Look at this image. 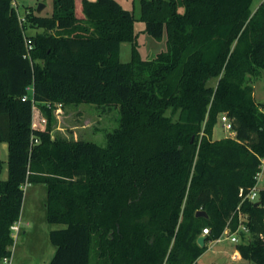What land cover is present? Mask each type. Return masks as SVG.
I'll list each match as a JSON object with an SVG mask.
<instances>
[{"label": "trees", "instance_id": "16d2710c", "mask_svg": "<svg viewBox=\"0 0 264 264\" xmlns=\"http://www.w3.org/2000/svg\"><path fill=\"white\" fill-rule=\"evenodd\" d=\"M255 1L141 0L145 32L168 42L144 60L137 20L117 0H53L50 16L26 7L22 21L13 0H0V143L9 150L0 264L13 254L27 184L46 186L47 219L66 226L50 234V264H199L210 241L238 230L239 207L249 237L236 249L247 263L233 264H264V190L242 203L264 159L252 85L264 73V0L254 11ZM28 25L43 32L25 57ZM80 104L118 110L105 145L33 127L34 105L51 123L58 105ZM223 115L235 137L214 140Z\"/></svg>", "mask_w": 264, "mask_h": 264}, {"label": "rangeland", "instance_id": "374dc122", "mask_svg": "<svg viewBox=\"0 0 264 264\" xmlns=\"http://www.w3.org/2000/svg\"><path fill=\"white\" fill-rule=\"evenodd\" d=\"M117 1L124 9L131 11L137 20L135 23V33L137 35L138 50L142 59L152 60L159 53L166 52L168 50L166 33L161 40H158L145 32V23L140 19L141 0ZM262 1L263 0L255 1L253 4L254 11L260 6ZM40 4L45 6L41 14L43 16H50L53 11V0H13V5L17 9L18 19L20 20L25 16L26 7L35 9L37 13V8ZM37 30L38 29L28 25L24 32L25 39L38 34ZM38 31L43 32V30ZM51 33H54V31ZM119 57L123 63H128L132 60V44L130 42L122 43ZM214 84L216 85L215 82L213 85ZM252 85L255 99L261 104L264 110V73H262L258 79H255ZM221 117L214 129V140L232 138L233 132L225 129ZM119 118L120 115L116 109L103 110L88 104L69 105L61 108L57 106L53 110V120L51 123L49 122L48 116L40 107H36L34 112L35 124L42 129H46L49 124H51L53 135L55 136L69 140L93 141L100 145H105L107 142V135L119 126ZM42 119H46L44 125L41 124ZM8 155V144L4 142L0 143V160L8 159ZM3 178L7 179L8 174L5 175V173H1L0 179ZM35 188L37 187L33 186L30 189L29 197L26 199L25 209L22 210L21 220L24 223L23 228H25L26 232H22L15 240V264H50L57 250L51 242L50 234L52 231L64 229L66 227L65 225L50 223L48 221L47 210L44 207L47 196L46 194L43 195L44 198L42 199L41 194L36 192ZM27 190L28 189H26V193ZM26 222L29 223L28 227H25ZM249 239L250 238L246 240L249 241ZM235 247H237V245H233L229 241L218 244L209 243L199 263L214 264L223 257L227 258L229 263H232L230 256L235 253ZM236 263L247 262L239 259Z\"/></svg>", "mask_w": 264, "mask_h": 264}, {"label": "built area", "instance_id": "2783aa9c", "mask_svg": "<svg viewBox=\"0 0 264 264\" xmlns=\"http://www.w3.org/2000/svg\"><path fill=\"white\" fill-rule=\"evenodd\" d=\"M22 21V20H21ZM25 43H26V48H27V55L25 57H30V52L33 49V45H32V40L30 38H26L25 39ZM60 108L62 107V105H58ZM36 105H34L33 111L35 112L36 110ZM60 110V109H59ZM222 119V123L223 126L225 127L226 130H230L232 131V123L230 121V119L226 116L223 115L221 117ZM46 123V119H42L41 120V124L44 125ZM33 127L36 129H40L41 127H38L35 122H34V117H33ZM36 142H38L36 140ZM263 171H264V159H262V165H261V171L257 174L256 176V184L255 186L250 190V192L243 196L242 199V203L244 201H251V202H255L258 200L260 192L262 190H264V186H261V182L263 180ZM239 217H240V225L239 228L236 232H234L232 235L226 236L227 233H224L216 240L211 241L212 243H221L223 242L225 239H231V241L235 244H239L240 243V234L241 233H249V229L246 227V225L244 224V221L242 220V213L240 212V207H239ZM229 227V226H228ZM228 227L226 228V230L228 229ZM21 230V226H20V222H16L11 226V235L14 239V241L18 238L19 233ZM211 233V231L209 229H204L203 230V234L205 236H209ZM233 260L237 261L239 259H241L240 254L237 252L236 254L232 255ZM1 264H15L12 256L11 257H5L3 258V260L1 261Z\"/></svg>", "mask_w": 264, "mask_h": 264}, {"label": "crops", "instance_id": "0c3cea01", "mask_svg": "<svg viewBox=\"0 0 264 264\" xmlns=\"http://www.w3.org/2000/svg\"><path fill=\"white\" fill-rule=\"evenodd\" d=\"M92 1H95V0H92ZM53 12V11H52ZM42 15V14H41ZM37 32L38 33H42L41 31H38L37 30ZM235 137V133H232V138H234ZM8 159H4V160H0V172L1 173H5V175H7L8 174ZM0 173V174H1ZM263 174H264V171H263ZM2 180H6V178H3ZM33 186H35V187H37V188H35L36 190V192H39L40 194H41V197H42V199L44 198L43 197V195H45L46 194V196H47V188H46V186L44 185V184H36V185H31V184H27L26 186H25V193H26V189H28L27 190V193L25 194V198H24V202H23V209L22 210H24L25 209V205H26V199H28V197H29V194H30V189L33 187ZM261 186H264V177H263V180H262V182H261ZM29 187H31V188H29ZM46 202H47V200H46ZM46 202H44V207H45V209H46ZM22 214V213H21ZM242 220L243 221H245L246 220V216L245 215H243L242 214ZM19 222H20V226H21V230H20V233H19V235L23 232V233H25L26 231H25V228H23V225H24V223L22 222V220H21V217H20V220H19ZM28 227L29 226V223L28 222H26L25 223V227ZM239 228V227H238ZM228 232V234H226V236H229V235H232L234 232L233 231H231V229L228 227V229L226 230L225 229V233H227ZM236 232V231H235ZM240 237V236H239ZM247 237H249V235L247 234ZM240 240H241V237H240ZM224 241H229V242H231L233 245H238V244H235V243H233L232 241H231V239H225ZM223 241V242H224ZM210 244L212 243L211 241L209 242ZM208 243V244H209ZM222 243V242H221ZM215 244H218V243H215ZM236 248V247H235ZM239 253V251L236 249V251H235V253L234 254H236V253ZM233 254V255H234ZM240 254V253H239ZM203 256V255H202ZM201 256V257H202ZM240 256H241V254H240ZM200 257V258H201ZM12 259H13V261H14V247H13V254H12ZM230 259H231V261H232V263H229L228 262V259L227 258H220V260L217 262V263H220V264H224V263H229V264H233V263H236L237 261H235V260H233V258H232V256H230ZM200 260V259H199ZM199 260H198V263H199ZM241 260H242V258H241ZM200 264V263H199ZM215 264V263H214Z\"/></svg>", "mask_w": 264, "mask_h": 264}, {"label": "water", "instance_id": "95a60500", "mask_svg": "<svg viewBox=\"0 0 264 264\" xmlns=\"http://www.w3.org/2000/svg\"><path fill=\"white\" fill-rule=\"evenodd\" d=\"M44 8H45V6H44L43 4H40V5L38 6V8H37V14L40 15V14L42 13V11H43ZM256 205H258V203H257ZM197 216H198V217H208V216H207V213H206L205 211H203V210L198 211V212H197ZM207 239H208L207 236H205V235H201V236L198 238V240H197L198 245H199L200 247H204V246L206 245V241H207Z\"/></svg>", "mask_w": 264, "mask_h": 264}]
</instances>
